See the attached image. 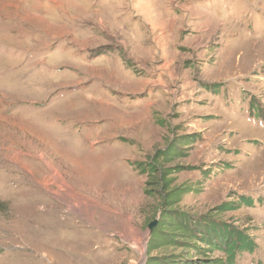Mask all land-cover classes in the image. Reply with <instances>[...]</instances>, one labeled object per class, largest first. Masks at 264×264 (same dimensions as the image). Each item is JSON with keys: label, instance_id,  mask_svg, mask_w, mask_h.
Here are the masks:
<instances>
[{"label": "rangeland", "instance_id": "rangeland-1", "mask_svg": "<svg viewBox=\"0 0 264 264\" xmlns=\"http://www.w3.org/2000/svg\"><path fill=\"white\" fill-rule=\"evenodd\" d=\"M170 144L264 264V0H0V264H146Z\"/></svg>", "mask_w": 264, "mask_h": 264}, {"label": "trees", "instance_id": "trees-1", "mask_svg": "<svg viewBox=\"0 0 264 264\" xmlns=\"http://www.w3.org/2000/svg\"><path fill=\"white\" fill-rule=\"evenodd\" d=\"M171 148L172 144L167 151L158 152L143 170L150 174L151 180H154L155 173H163L157 182L161 191V216L149 238L146 264H237L243 254L254 255L258 249L254 240L245 232L218 218V215L234 210V207L229 209L223 205L203 216H193L176 209L186 192L191 189L173 187V181L168 178L172 170H158L161 162L171 163L177 156L176 150L172 151ZM151 193L146 191L149 196ZM241 199L248 206L253 204L250 198ZM218 253L222 256L213 258Z\"/></svg>", "mask_w": 264, "mask_h": 264}, {"label": "bare ground", "instance_id": "bare-ground-1", "mask_svg": "<svg viewBox=\"0 0 264 264\" xmlns=\"http://www.w3.org/2000/svg\"><path fill=\"white\" fill-rule=\"evenodd\" d=\"M77 200V202H75V204L71 205V208L73 210H76V211H79L81 212L82 215H84V217H87V218H93L94 216V212L93 211H88L89 207L86 206V203L85 202H82L81 199H78L77 197L75 198ZM89 203V202H88ZM69 204V203H68ZM70 205V204H69ZM90 205H94L93 203L90 204ZM96 206V205H95ZM80 207H83L85 208V212L80 210ZM97 207V206H96ZM93 208V207H92ZM80 214V213H79ZM104 217V216H103ZM89 220V219H88ZM93 221V219H91Z\"/></svg>", "mask_w": 264, "mask_h": 264}, {"label": "water", "instance_id": "water-1", "mask_svg": "<svg viewBox=\"0 0 264 264\" xmlns=\"http://www.w3.org/2000/svg\"><path fill=\"white\" fill-rule=\"evenodd\" d=\"M157 223H158V220H156L155 222L150 224V226H149L150 235L152 234V232H153L154 228L156 227Z\"/></svg>", "mask_w": 264, "mask_h": 264}]
</instances>
